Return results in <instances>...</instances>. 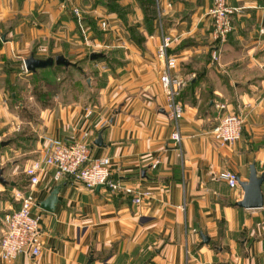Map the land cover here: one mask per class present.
Instances as JSON below:
<instances>
[{"label":"crops","instance_id":"0c3cea01","mask_svg":"<svg viewBox=\"0 0 264 264\" xmlns=\"http://www.w3.org/2000/svg\"><path fill=\"white\" fill-rule=\"evenodd\" d=\"M228 1L241 9L220 42L209 15L214 0H0L2 84L29 77L25 59L32 55H64L96 91L93 99L52 95L36 122L22 114L31 126L10 148L22 160L5 169L11 157L2 139L19 128L20 114L0 85V168L9 175L0 182V242L5 214L21 206L18 193H31L33 212L42 215L40 255L0 264H264V205H236L244 190L219 178L232 170L248 180L253 163L264 171V0ZM166 35L176 38L169 52L186 81L179 146L160 82L157 49ZM224 102L244 116L234 144L221 145L212 133L216 105ZM86 132L93 156L111 159L121 190L89 189L71 175L56 179L54 167L30 182L25 171L46 136L80 139ZM55 189L58 201L48 210L42 204Z\"/></svg>","mask_w":264,"mask_h":264},{"label":"built area","instance_id":"2783aa9c","mask_svg":"<svg viewBox=\"0 0 264 264\" xmlns=\"http://www.w3.org/2000/svg\"><path fill=\"white\" fill-rule=\"evenodd\" d=\"M240 9V7L232 6L228 0H214L209 15L212 17L213 35L217 41L226 42L233 29L232 16ZM74 12L79 18V9L75 8ZM80 25L82 26L81 21ZM102 26L106 27L107 22L103 21ZM259 31L264 35V26L260 27ZM175 39L170 35L164 36L158 46L157 56L163 63L160 82L167 97V107L175 122L172 139L179 146L182 143L180 119L185 111L184 105L179 100V95L185 87L186 81L175 72L178 67V59L169 52ZM220 58V47H215L212 50V59L219 63ZM216 107L218 119L212 130L214 138L222 145L236 143L242 136L243 114L230 109L225 102L218 103ZM88 136V132L84 133L80 139L74 136L69 139L46 136V145L40 157L34 160L25 171L30 182L38 183L40 173L46 167H54L56 179L71 175L89 189L105 186L111 190H121L123 186L111 178V159L109 157H94L92 148L87 141ZM219 178L226 181L231 188L239 187V176L232 170L222 172ZM126 190L134 192L131 188ZM149 194L150 192L146 191L137 192L134 202L141 203L143 197ZM17 195L20 198L21 206L6 213L2 220L4 229L0 242V258L5 262H12L22 253L36 257L42 251L40 235L42 215L33 212V207L36 204L35 199L31 193L20 192Z\"/></svg>","mask_w":264,"mask_h":264},{"label":"rangeland","instance_id":"374dc122","mask_svg":"<svg viewBox=\"0 0 264 264\" xmlns=\"http://www.w3.org/2000/svg\"><path fill=\"white\" fill-rule=\"evenodd\" d=\"M61 68L51 69L52 72L50 73L41 70L34 75L31 72L28 73V71L26 70L25 72L30 75H28L29 77L20 79L21 81L19 84H15V83L10 84L11 82L8 81L9 78L7 80L8 82L5 84H2L0 82V85H2L5 88L7 94L6 97L8 98V107L14 109L15 113L20 114V118L16 120V128L18 127L19 128L16 129V131H12L10 134L6 135L2 139L6 142L4 149L8 150L9 155L11 157L9 161L3 164L2 167H5V169L11 165L13 160L21 159V157H18L17 154L13 153V151H11L10 148L11 147L14 148L16 143H20L18 140L20 138L18 136V133L21 132L22 130L28 132V128L29 126H31L27 123V120L23 119L22 114L27 115V117L31 119V121L36 122L37 121L36 119L38 118V111L41 105L43 104L42 100H44L45 103H47L48 100L52 99L51 98L52 95L53 96L59 95L60 99H62L63 97L65 99H68V97L76 98L78 96L84 98H92V99L93 97H95L96 91L95 89H92V85L90 87L87 81L90 79H88V76L86 74L81 73L78 68H70L68 71L66 69H61ZM3 87H1L0 90L4 91ZM14 91H17L16 101L12 98V92ZM183 91L184 88L181 90L180 95H182ZM20 102H22L23 104L17 106L16 104ZM47 104H49V102ZM229 107L230 109H234L231 106ZM236 111L239 112L238 109ZM217 116H218V110H217ZM215 141L217 142L216 139ZM1 151L2 149L0 150V152ZM6 178L9 179V175H6Z\"/></svg>","mask_w":264,"mask_h":264},{"label":"water","instance_id":"95a60500","mask_svg":"<svg viewBox=\"0 0 264 264\" xmlns=\"http://www.w3.org/2000/svg\"><path fill=\"white\" fill-rule=\"evenodd\" d=\"M100 54H92V58L99 57ZM72 62L68 60L64 55H58L55 58H36L34 55L25 59V65L28 71H35L38 68H45L54 64L58 65H70ZM103 141L102 133L99 134L98 139L96 140L97 145H101ZM250 177L248 180L239 179V185L244 190V196L241 200L236 202V205L244 208H259L264 205V193L262 190V185L264 183V171L259 173L256 167V164L251 165ZM4 170L0 168V182L6 184L8 180L4 177ZM102 186H98L97 189H100ZM57 190L55 189L51 197L43 202L42 206L48 210H52L55 206L57 200Z\"/></svg>","mask_w":264,"mask_h":264},{"label":"trees","instance_id":"16d2710c","mask_svg":"<svg viewBox=\"0 0 264 264\" xmlns=\"http://www.w3.org/2000/svg\"><path fill=\"white\" fill-rule=\"evenodd\" d=\"M141 1H149V2H151V0H141ZM131 30L132 31H135V29L134 28H131ZM1 40H0V45H1ZM54 67V68H53ZM62 67V68H61ZM57 68H61V69H66L67 71L70 69V68H78L79 70H80V68H79V65L77 64V63H71L70 65H68V66H66V65H58V64H54V65H51V66H47V67H45V68H38L37 70H35V71H32V74L34 75V74H37L39 71H46V72H48V73H50V72H52V70L51 69H57ZM182 95H180L179 96V100L181 101V99H180V97H181ZM42 102H43V104L45 103V101L44 100H42ZM0 147H2V144L0 143Z\"/></svg>","mask_w":264,"mask_h":264}]
</instances>
